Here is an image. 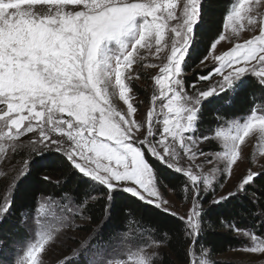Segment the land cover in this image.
I'll list each match as a JSON object with an SVG mask.
<instances>
[{"label": "snow or ice", "instance_id": "snow-or-ice-1", "mask_svg": "<svg viewBox=\"0 0 264 264\" xmlns=\"http://www.w3.org/2000/svg\"><path fill=\"white\" fill-rule=\"evenodd\" d=\"M262 3L232 0L230 7L225 6L222 29L215 33L209 29L208 47L200 60L204 65L211 55L215 66L197 81L220 79L197 88L195 83L186 85L184 74L197 49V35L210 23L209 0H0V153L15 155L27 149L24 167L17 173L20 183L30 175L35 157H43L35 163L44 165L46 153L58 154L53 160L60 159L65 184L87 189L80 193L62 188L59 214L42 213L43 208L55 206L52 197L38 204L35 238L14 256L0 248V264H44L45 247L65 229L75 230L77 217L91 219L90 201L98 197L107 201L106 211L122 198H136L175 216L190 264H212L203 248L195 259V245L207 223L202 197L209 191L212 205L242 202L239 207L253 219L250 227L241 228L235 220L220 223L249 242L243 251L264 253V192L257 194L254 187L258 178L264 180V164L255 171L250 165L234 190L215 194V173L231 177L238 161L247 159L241 151L245 139L253 133L264 139V96L259 102L253 98L244 116L228 118L249 77L264 93V14L258 12ZM257 23L258 35L227 51H216L222 41L231 42L246 26ZM165 49V62L141 63L145 52L161 59ZM133 65L159 68L152 77L150 107L142 120L134 118L137 109L130 102ZM117 101H123L126 111ZM210 105H215L210 114L220 122L214 139L222 147L215 153L222 167L201 175L191 166H182L180 159L208 157L204 162L213 163L207 151L194 150L213 139L211 130L201 131ZM26 136L27 141L22 140ZM148 155L184 178L192 204L184 215L165 207L168 201L159 190L164 177ZM50 179L43 176L44 181ZM12 213L11 195L0 197V221ZM98 235L93 229L64 264H100L104 244ZM167 237L164 232L155 239L149 232L147 244L129 250L127 258L109 259L106 264H154L158 254H147L146 249L165 244Z\"/></svg>", "mask_w": 264, "mask_h": 264}, {"label": "trees", "instance_id": "trees-1", "mask_svg": "<svg viewBox=\"0 0 264 264\" xmlns=\"http://www.w3.org/2000/svg\"><path fill=\"white\" fill-rule=\"evenodd\" d=\"M231 0H209L207 17L209 24L197 35L198 46L196 52L188 61L189 67L185 72V83L191 86L197 84L199 75L209 74V70L202 71L199 69L200 60L205 55L208 47V31L213 33L222 29L223 11L225 6L231 5ZM192 88L189 87L188 91ZM264 93L255 84V78L249 77L248 84L241 90L239 98L234 106L229 109L228 118H239L249 111L253 98L260 101ZM215 105L208 106L203 115L202 132L213 130L220 123L213 119L210 114ZM217 150L215 147H207L206 151ZM48 159L44 165L35 163L36 160H44L43 157H35L33 163L29 166L30 175L20 183L18 181L12 190L11 198L13 201V213L6 220L0 222V248H6L12 251V246L27 239V233L23 227L24 217L31 216L41 199L52 197L53 200H61L63 195L62 188L69 191L79 190L83 193L87 189L84 186H78L73 183L65 184V170L61 166L60 159L53 160L58 156L55 153H46ZM148 160L161 172L164 177L159 186V190H169L177 200H181L183 195L187 194L183 187V177L171 170L164 169L159 162L155 161L148 155ZM49 176L50 181H44L43 176ZM257 194L264 192V180L258 178L254 186ZM242 202L236 204L212 205L210 198L207 196L203 200L204 220L207 222L203 226V231L195 245V251H201V248L207 250V257L212 264H240L236 262H222L216 258L227 254L230 251L240 249L244 245V240L229 231L228 228L221 225L220 221L226 222L235 220L237 226L241 228L250 227L253 223L252 217L244 213L239 207ZM91 211L88 213L91 219L86 220L87 224L82 228L86 233H92L93 229L98 230V237L103 244H108L119 234H126L130 231L140 232L159 239L164 232L168 233L167 242L163 245L160 264H184L187 262L188 245L179 231V221L175 216L169 215L156 209L153 205L146 204L136 198L120 199L113 202L112 206L107 209V201L99 198L90 201ZM259 233L261 230L256 229ZM11 254V253H10ZM242 264V263H241Z\"/></svg>", "mask_w": 264, "mask_h": 264}, {"label": "rangeland", "instance_id": "rangeland-1", "mask_svg": "<svg viewBox=\"0 0 264 264\" xmlns=\"http://www.w3.org/2000/svg\"><path fill=\"white\" fill-rule=\"evenodd\" d=\"M232 1V0H231ZM71 7V6H70ZM258 12L264 14V3L261 4ZM259 21V17H257ZM259 34V23L255 26H246L245 30H243L238 37H231V33H227L231 37V42L229 40L222 41L221 44L217 45V52H224L227 51L230 47H232L235 43H242L244 40L251 38L254 35ZM154 51V50H153ZM167 49L165 52L160 53L161 59H156L154 55L145 52L146 59L141 63H151V64H161L165 62L163 57L167 53ZM215 63L212 60V56L209 55L207 61L204 65H199V69L202 71H212L214 68ZM133 75V79L128 81L131 85L133 91L129 95L133 98L131 99V103L136 107L137 111L135 113L134 118L137 120H142L146 117V113L148 108L150 107V97L152 95V88H153V79L152 77L159 74V68H145L138 65H133L131 70ZM127 74V73H126ZM186 74H184L185 77ZM139 77V78H136ZM220 77L213 76L210 80L199 81L196 84L197 88H207L212 84H215ZM193 91V89L191 90ZM190 91V92H191ZM117 106L121 107L123 110L126 111L127 106L123 104V101H117ZM226 128V123L222 125ZM216 128H214L212 132L213 139L208 142H202L197 146L194 150L203 149L206 151L207 147H215L217 150H210L207 151L209 153V157L212 159L213 163L208 164L204 161L208 159V157H197L194 160H189L187 156H182L180 159V164L184 167H193V170L196 171L198 174H206L209 173L213 167L222 165L217 164V159L215 153L217 151H221L222 147L219 141L214 139V133ZM142 135V134H141ZM28 137H23L22 140L27 141ZM241 151L244 157L247 159L240 163L238 161L239 167L234 166V175L231 177H225L224 174L221 172H216L215 176L217 178V185H216V195H221L226 193L228 190L235 188L238 178L242 173L246 171V169L251 165L253 170H259V166L264 164V139H259L255 133L250 134L249 137L245 139V143L241 146ZM27 152V149L22 150L15 155H12L11 152L5 156L3 153H0V197H3L6 194H12V190L15 186V183L18 181L19 177L17 175L18 171L24 167V153ZM150 156V155H149ZM253 159L255 163L252 164ZM201 165V168L197 169L195 166ZM174 172L173 170H171ZM175 173V172H174ZM178 174V173H176ZM220 182L223 183V187H220ZM161 196L168 201V204L165 206L170 209L171 212L177 213L179 215H184L187 213L191 207V198L189 193L183 195L181 200H177L173 194L169 190H160ZM209 197L210 200L213 198V193L209 191L206 196L202 197L204 200L205 197ZM45 199H41L39 204L44 201ZM55 206L48 208L45 207L42 209V213L47 212H56L60 213L59 203L61 200H54ZM34 216L35 212L29 216L24 217L23 220V227L27 233V239L20 243H16L12 247V251L9 252L10 256H14L17 252H21L25 243L35 238V225H34ZM2 222V221H0ZM87 224L86 220L80 219L79 217L76 218L75 230L72 229H65L61 233H59L54 240V242H50L49 245L45 247L41 256L43 258L44 264H64L65 259L67 257H72L73 249L79 248L80 242L83 240H87L92 233H86L82 230V228ZM147 235L130 231L126 234H119L110 243L104 244V250L102 258H100V264H106V261L109 259H120V258H127L126 254L129 250L135 251L137 247H142L148 243L146 239ZM244 245L237 250L230 251L227 254L216 258L218 261L222 262H236L242 264H264V253H249L243 251L245 246L249 243L243 237ZM95 242V241H94ZM163 245L159 247L153 246L147 248V254H151L152 252H156L158 254L154 264H160L161 255L163 253ZM11 253V254H10ZM197 255L195 259H199L201 255V251H196ZM208 259V257L206 256ZM184 264H190V257L188 258L187 262Z\"/></svg>", "mask_w": 264, "mask_h": 264}]
</instances>
